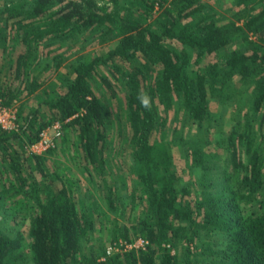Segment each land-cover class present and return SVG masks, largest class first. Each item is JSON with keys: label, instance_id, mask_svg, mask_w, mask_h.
<instances>
[{"label": "trees", "instance_id": "1", "mask_svg": "<svg viewBox=\"0 0 264 264\" xmlns=\"http://www.w3.org/2000/svg\"><path fill=\"white\" fill-rule=\"evenodd\" d=\"M0 104V264H264V0H0Z\"/></svg>", "mask_w": 264, "mask_h": 264}, {"label": "built area", "instance_id": "2", "mask_svg": "<svg viewBox=\"0 0 264 264\" xmlns=\"http://www.w3.org/2000/svg\"><path fill=\"white\" fill-rule=\"evenodd\" d=\"M16 111L10 107H4L0 104V127L5 129L17 128ZM62 135L61 124L56 121L44 127L38 136V139L27 146L29 152L41 154L56 146L57 141ZM144 240L138 239L133 244H126L125 248L132 246H142ZM113 251L112 247L107 248V252Z\"/></svg>", "mask_w": 264, "mask_h": 264}, {"label": "rangeland", "instance_id": "3", "mask_svg": "<svg viewBox=\"0 0 264 264\" xmlns=\"http://www.w3.org/2000/svg\"><path fill=\"white\" fill-rule=\"evenodd\" d=\"M219 1V0H218ZM211 3V2H210ZM89 45V43H88ZM102 45L101 44H97V45H94V46H87L86 48H83V52H93L94 50H97V49H101L102 50L104 49L103 47H101ZM53 79V78H52ZM51 81H54L51 80ZM172 114H169V117L171 116ZM170 120L169 121H172L171 118H169ZM171 123V122H170ZM178 126V125H177ZM169 129H165V133H166V136L169 138V132H168ZM182 130V129H180ZM170 131V130H169ZM184 131V129H183ZM174 158H175V164L178 168V172L179 174L184 178V179H187L188 175H186V171H185V160H184V157H182L180 154H179V150L178 148H174Z\"/></svg>", "mask_w": 264, "mask_h": 264}, {"label": "clouds", "instance_id": "4", "mask_svg": "<svg viewBox=\"0 0 264 264\" xmlns=\"http://www.w3.org/2000/svg\"><path fill=\"white\" fill-rule=\"evenodd\" d=\"M137 99L140 101L141 107L151 110V97L146 92H140Z\"/></svg>", "mask_w": 264, "mask_h": 264}]
</instances>
